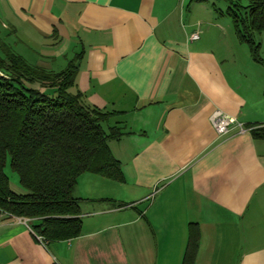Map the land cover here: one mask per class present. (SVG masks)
Segmentation results:
<instances>
[{
    "label": "crops",
    "instance_id": "obj_1",
    "mask_svg": "<svg viewBox=\"0 0 264 264\" xmlns=\"http://www.w3.org/2000/svg\"><path fill=\"white\" fill-rule=\"evenodd\" d=\"M198 15L184 0H0L2 33L40 49L36 64L83 52L74 93L125 132L109 141L125 181L78 179L81 234L43 244L0 212V264H182L191 222L195 264H264V138L220 136L210 120L220 109L264 126V64L228 15Z\"/></svg>",
    "mask_w": 264,
    "mask_h": 264
},
{
    "label": "trees",
    "instance_id": "obj_2",
    "mask_svg": "<svg viewBox=\"0 0 264 264\" xmlns=\"http://www.w3.org/2000/svg\"><path fill=\"white\" fill-rule=\"evenodd\" d=\"M217 10L231 17L238 40L248 45L254 61L264 64L256 39L264 31V0L248 5L230 0L226 10ZM82 59L83 52L78 53L60 71L32 63L0 29V212L28 219L45 244L81 234V198L75 188L83 173L125 181L122 163L109 146L125 134L124 128L114 124L105 129L118 112L70 91ZM251 132L264 138V126ZM8 155L27 193L12 190L5 172ZM200 241V226L191 222L182 264H195Z\"/></svg>",
    "mask_w": 264,
    "mask_h": 264
},
{
    "label": "rangeland",
    "instance_id": "obj_3",
    "mask_svg": "<svg viewBox=\"0 0 264 264\" xmlns=\"http://www.w3.org/2000/svg\"><path fill=\"white\" fill-rule=\"evenodd\" d=\"M233 1L239 2L242 5H248L249 2H250V0H233ZM184 2H185V6H186V9H187V12H189V11L193 12L194 11L196 13V15L197 14H199V15L204 14V12L207 9H209V8L210 9H212V8L215 9L216 8L215 9L216 11H218L217 9L226 10L227 7L230 4V0H202V1H199V0L198 1L184 0ZM228 18L231 20V17L228 16ZM231 23H232V20H231ZM9 36H11L12 40H15V39H13V37H16V35L14 36L12 34H9ZM256 39L259 42H261V44H262L261 53L264 56V31L261 32V33H257ZM242 46H244L243 48L248 50V52H250V49H249V47H248V45L246 43H242ZM39 50L40 49H38V48L36 50H34V49L33 50H28L26 48L25 44H22V43H20L19 46H17V51L19 53H22L23 55H25V57L32 63H35L37 51H39ZM75 51L77 52L79 50H75ZM75 51L72 52L68 56V60L67 59L65 60L64 65L59 66L58 64H60L61 61H63V60L58 61V64L56 66H54L53 69L56 70V71H60V70L64 69L67 66L68 61L75 55V53H76ZM250 54H251V52L248 53V57H251ZM239 55L241 57V54H239ZM70 91L74 92V90L72 88L70 89ZM114 120H117V119H114ZM108 127H109V125L106 124L105 125V129L108 130ZM5 172L9 176L10 185H11V188H12L13 191H15L16 193H19V194H23V193H27L28 192L27 189L24 188L22 186V184L20 183V179H19L18 173L15 172L12 169V167H11L10 155H8L7 159H6Z\"/></svg>",
    "mask_w": 264,
    "mask_h": 264
},
{
    "label": "built area",
    "instance_id": "obj_4",
    "mask_svg": "<svg viewBox=\"0 0 264 264\" xmlns=\"http://www.w3.org/2000/svg\"><path fill=\"white\" fill-rule=\"evenodd\" d=\"M198 38H199L198 31L194 32L190 37L191 40H196ZM210 120L214 129L220 136L229 134L230 132H232L234 128H237L238 133H244L247 131H251L252 129V127H247L243 122L238 120L236 117L231 116L220 109H216L212 113ZM21 219L25 223L29 222L28 219H23V218ZM38 238L41 243L45 244L43 237L38 236Z\"/></svg>",
    "mask_w": 264,
    "mask_h": 264
}]
</instances>
